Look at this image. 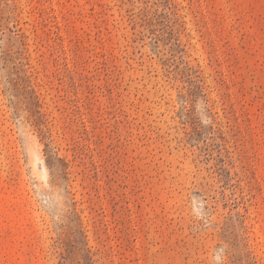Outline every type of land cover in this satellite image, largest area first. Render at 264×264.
I'll list each match as a JSON object with an SVG mask.
<instances>
[{
  "label": "rangeland",
  "instance_id": "374dc122",
  "mask_svg": "<svg viewBox=\"0 0 264 264\" xmlns=\"http://www.w3.org/2000/svg\"><path fill=\"white\" fill-rule=\"evenodd\" d=\"M0 264H264V0H0Z\"/></svg>",
  "mask_w": 264,
  "mask_h": 264
}]
</instances>
